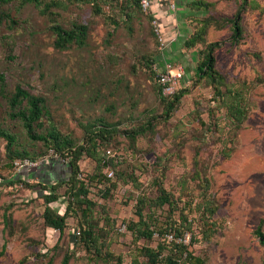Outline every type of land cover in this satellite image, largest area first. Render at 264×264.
Segmentation results:
<instances>
[{
    "label": "rangeland",
    "instance_id": "1",
    "mask_svg": "<svg viewBox=\"0 0 264 264\" xmlns=\"http://www.w3.org/2000/svg\"><path fill=\"white\" fill-rule=\"evenodd\" d=\"M47 1L59 3L53 10L62 25L83 23L89 35L83 47L58 48L51 22L41 8L31 2L22 5L19 0L0 5V12L8 14L0 23V73L5 75L0 91V128L16 136L15 148L28 151L35 159L28 158L39 162L36 170L31 168L26 173H22L24 169L17 172L5 167L7 140L0 136V264H60L69 248L76 249L69 264H104L91 261L86 249L75 245L76 228L81 229L82 222L74 213L68 217L62 236L45 224L46 191L39 183L66 179L68 172L63 160L52 153L44 155L47 149L43 140L30 139L23 121L9 114L8 97L17 85L45 99L48 116L36 125L40 134L46 135L54 126L75 144H81L87 137V123L103 119L118 128V135L103 146L111 152L107 158L112 159L109 168L116 173L112 181L117 187L106 197L99 193L98 185L92 186L90 193L105 205L110 217L107 220L101 205L96 206L100 224L109 230L110 250L123 259V263L111 259L112 264H130L137 253L135 246L158 243L144 238L135 242L127 227L129 221L138 219L137 196L154 198L158 194L155 182L161 180L183 206L200 190L199 179L194 178L197 170L212 177L211 194L219 206L214 218L220 229L209 242L202 239L201 223L195 221L198 241L191 248L206 257V264H262L264 242L255 230L264 219V0H256V7L244 13V38L236 45L227 41L216 51L217 68L229 86L249 88L251 96L249 117L235 135L229 157L221 152L224 139L232 136L228 128L221 135L212 123V132H203L195 116L200 112L206 122L216 118L222 127L227 124L222 118L224 108L213 99V89L194 77L201 46L188 49L184 42L197 26L195 18L209 13L233 16L237 0H204L211 3L206 10L191 8V0H166L165 4L153 0L154 20L169 41L166 52L172 56L173 65L185 69L177 90L188 88L168 119L163 116L165 107L158 84L147 65L151 59L153 67L162 65L163 59L157 51L154 21L147 12L135 11L131 18L125 17L121 3L126 0H107L100 12L90 2ZM230 36V26L211 25L207 40H226ZM208 106H212L210 114ZM151 121L152 130L132 143L126 130ZM57 165L62 168L56 170ZM81 168L84 176L93 174L96 162L86 155ZM18 173V178L25 177L30 185L10 184L11 177ZM64 191L65 186L60 188L61 197L51 203L60 213L67 204ZM165 208L155 211L157 226L168 222L170 214ZM6 209L8 222L4 220ZM191 216L198 217L196 212ZM174 218H179L178 210ZM5 241L6 249L1 253ZM49 249L48 258H43L41 254ZM51 255L53 261L48 263ZM140 260L150 264L144 256Z\"/></svg>",
    "mask_w": 264,
    "mask_h": 264
},
{
    "label": "trees",
    "instance_id": "2",
    "mask_svg": "<svg viewBox=\"0 0 264 264\" xmlns=\"http://www.w3.org/2000/svg\"><path fill=\"white\" fill-rule=\"evenodd\" d=\"M13 0H0V5H4ZM22 5L27 2L34 3L37 7L41 8V12L47 15L51 22V29L56 34L55 46L64 49L73 45L83 47L87 43L89 29L88 26L80 23L73 22L70 27H65L59 22L58 13L53 10V6L58 5L55 1L47 0H19ZM69 2L77 3H92L95 9L100 12L101 5L106 3L107 0H68ZM238 7L230 17H220L211 13L206 17L195 18L197 26L194 31L185 40V47L190 49L198 47V62L195 69L194 77L196 82L204 80L207 85L213 89V99L216 105L224 108L225 112L223 119L227 124L222 127L221 122H218L216 118L212 121L206 122L200 112L196 113V118L202 127V131H211V124L220 131L221 135L226 133L225 129L231 133V137L224 139L225 146L221 150L222 154L226 157L230 156V152L235 146L234 137L244 127L245 122L249 117L251 110V99L249 88H233L230 87L224 74L217 68L216 51L221 48L227 41L231 45L238 44L245 35V27L243 23L244 13L249 7H256V0H237ZM108 2V1H107ZM211 3L204 0H191L188 3L193 9H208ZM122 14L125 17L131 18L135 11L143 12L140 0H126L121 3ZM121 14V16H122ZM149 18L153 21L155 19V12L153 10V0H151V8L147 12ZM8 14L4 11L0 12V23L2 19L7 17ZM216 25V27L223 28L230 26L231 36L226 40L208 41L207 35L209 27ZM154 31V29H153ZM157 40V51L160 53L161 42L153 32ZM164 36V34H163ZM164 42L168 44L166 36H164ZM154 59L148 61L147 65L151 70V74L156 80L158 86V94L162 103L164 104V118L168 119L173 115L177 106L179 105L182 96L188 91V88L179 89L172 96H164L162 94L161 85L158 82L157 73L152 66ZM5 75L0 73V91L4 88ZM8 103L11 117L20 118L23 121L26 132L30 139L43 140L46 146V153L48 155L50 151H53L55 155L63 160V164L66 167L68 176L63 180H56L53 183H39L42 190L46 193L43 194L45 210L43 218L45 224L49 227L59 230L61 236L64 234L68 225V217L74 213L81 220V229H77L74 236V243L77 246L83 247L91 261L97 263L102 262L104 264H112L111 259H117L119 263H123L121 256H117L110 250V240L108 239L109 230L104 224H100L101 220L98 215L96 206L101 205L103 212H105V218L110 219L108 213L105 211V205L101 204L100 200H95L90 193L91 187L97 186L99 193L103 196L110 194L116 187L117 183L112 181L116 173L114 171L113 176H108L107 169L111 167L110 163L112 159L107 158L110 156L109 150L103 148L105 144H108L116 135H118V128L103 119L97 122L87 123L85 125L86 140L81 144H75L72 139L67 135L60 133L54 126L49 129L46 135L40 134L36 129V125H40L44 117L48 116L45 99L42 96L36 95L25 89L22 85H17L14 92L8 97ZM212 106H208V113L212 111ZM210 118V117H209ZM211 120V118H210ZM152 121L147 124L139 125L137 128L126 130L125 134L130 138L132 143L136 142L139 135L146 133L148 130H152ZM212 132V131H211ZM0 136H3L7 140V163L5 167L15 169L14 161L18 158L35 157L30 156L26 150H20L15 148L16 136L0 128ZM229 143V144H228ZM103 148V149H102ZM90 156L96 162L95 172L93 174L85 175L81 168V160L84 156ZM55 169L60 170L61 165L54 166ZM37 167L32 168L36 170ZM22 173H26L25 170ZM106 169V171H105ZM20 174L13 175L9 180L10 184L16 182H22L23 184L30 185L25 177L23 179L18 178ZM118 175H121L118 173ZM127 174L123 175L126 176ZM122 177V176H121ZM132 182L138 185L137 179L130 175ZM194 178L199 179L200 190L197 194L193 195L191 200H186L183 206H180L181 199H178L172 194L160 181H156L158 194L154 198H147L142 195L137 196L136 215L137 220H131L127 224L128 229L133 233V240L137 242L139 239L145 240L156 239V246L149 245H137L135 249L136 255L132 258L130 264H143L140 260V256L147 258L146 263L150 264H206L207 259L203 254H196L191 248L194 243L198 241L195 231L194 222L199 220L201 223L202 239L211 241L213 237L219 232L220 224L214 218V215L218 212L219 206L216 198L211 194L212 190V177L207 173H203L201 170H197ZM101 185V186H99ZM65 186L64 194L66 197L65 211L60 213L57 208H54L51 203L57 201L62 194H60V188ZM148 210L145 211V207ZM168 207V222L165 226L156 225L155 211ZM179 212V218H174L175 211ZM196 212L198 217H192V213ZM4 220L8 222L10 215L8 209L4 212ZM264 219H261L257 226L255 233L262 238L264 242L263 231ZM171 232L174 234L175 239L166 240L165 234ZM186 232H191V240L187 244L183 241H178V238L183 237ZM158 233V236L156 235ZM7 242L3 244V253L6 249ZM54 249V248H53ZM51 249L41 254L43 258H48ZM76 254V249H67L60 264H69L72 258ZM50 262L53 261V256L49 257ZM264 264V262L262 263Z\"/></svg>",
    "mask_w": 264,
    "mask_h": 264
},
{
    "label": "built area",
    "instance_id": "3",
    "mask_svg": "<svg viewBox=\"0 0 264 264\" xmlns=\"http://www.w3.org/2000/svg\"><path fill=\"white\" fill-rule=\"evenodd\" d=\"M140 4L144 12H149L151 8V0H140ZM153 21H154L153 24L154 31L159 41L161 42V50H162L161 54L163 55L162 65L156 64L154 68L157 73L158 82L161 85L162 94L164 96H172L176 93L177 88L181 84V80L184 78L185 69L183 68L182 65H173L171 58L167 57L166 55L167 44L164 42L163 32L161 30V27L157 24L156 20ZM50 153L58 157L53 153V151H50ZM14 165L16 171L21 172L23 169L26 168L37 167L39 165V162L26 157V158L16 159L14 161ZM107 174L110 177L113 176L114 175L113 169L108 168ZM156 235L158 236V233H156ZM191 236H192L191 232H186L183 237L178 238V241H183L188 244L191 240ZM165 239L168 241L175 239L174 234L171 232H167L165 234Z\"/></svg>",
    "mask_w": 264,
    "mask_h": 264
},
{
    "label": "crops",
    "instance_id": "4",
    "mask_svg": "<svg viewBox=\"0 0 264 264\" xmlns=\"http://www.w3.org/2000/svg\"><path fill=\"white\" fill-rule=\"evenodd\" d=\"M165 1H166V0H161V3H162V4H165V3H166ZM174 44H175V42H174ZM166 55H167V57L172 58V56H171L170 54L168 55V53H167Z\"/></svg>",
    "mask_w": 264,
    "mask_h": 264
}]
</instances>
